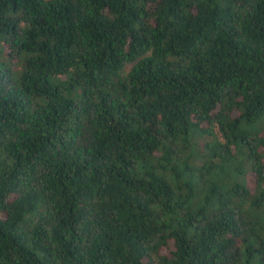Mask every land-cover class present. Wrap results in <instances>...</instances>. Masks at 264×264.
Returning a JSON list of instances; mask_svg holds the SVG:
<instances>
[{"label": "trees", "instance_id": "obj_1", "mask_svg": "<svg viewBox=\"0 0 264 264\" xmlns=\"http://www.w3.org/2000/svg\"><path fill=\"white\" fill-rule=\"evenodd\" d=\"M0 264H264V0H0Z\"/></svg>", "mask_w": 264, "mask_h": 264}]
</instances>
